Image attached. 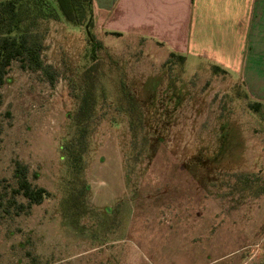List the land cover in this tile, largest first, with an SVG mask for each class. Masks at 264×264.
<instances>
[{"label":"rangeland","instance_id":"1","mask_svg":"<svg viewBox=\"0 0 264 264\" xmlns=\"http://www.w3.org/2000/svg\"><path fill=\"white\" fill-rule=\"evenodd\" d=\"M24 23L46 69L13 61L0 86V264H264V110L242 86L200 57L151 67L85 25ZM92 51L97 102L72 174L61 146ZM17 163L50 192L19 214Z\"/></svg>","mask_w":264,"mask_h":264},{"label":"crops","instance_id":"2","mask_svg":"<svg viewBox=\"0 0 264 264\" xmlns=\"http://www.w3.org/2000/svg\"><path fill=\"white\" fill-rule=\"evenodd\" d=\"M93 20L96 39L120 38L126 55L147 66L165 64L170 53L184 56L181 67L200 57L209 79L236 82L249 102L264 105V0H93ZM213 65L225 72L214 74Z\"/></svg>","mask_w":264,"mask_h":264},{"label":"trees","instance_id":"3","mask_svg":"<svg viewBox=\"0 0 264 264\" xmlns=\"http://www.w3.org/2000/svg\"><path fill=\"white\" fill-rule=\"evenodd\" d=\"M32 14V19L63 20L73 25H85L88 35L94 36L93 0H55V5L47 0H0V86L4 83L6 74L13 61H18L20 67L30 70L46 69L40 58L42 50L41 40L37 33H33L25 25L24 21ZM91 52L92 66L86 67L80 76V85L75 93L78 100V108L73 119L74 135L61 146V153L68 163V170L72 174L76 172V165L82 160L87 148L84 141V129L89 127L93 120L94 108L97 102V83L99 71L95 68L96 56ZM184 56L170 53L165 64L173 63L182 65ZM214 74L224 73L219 65H213ZM49 75H51L49 73ZM52 83V79H49ZM248 108L261 113L264 105L258 101L249 102ZM25 166L16 164L13 177L14 184L12 194L7 204L15 207V213L19 214L34 204L41 203L50 192L44 187L33 185L27 177ZM20 195L24 200L17 202L16 196ZM0 198V206H2Z\"/></svg>","mask_w":264,"mask_h":264}]
</instances>
